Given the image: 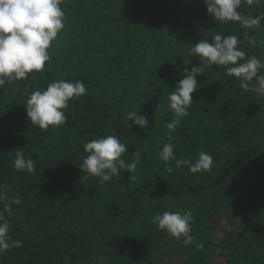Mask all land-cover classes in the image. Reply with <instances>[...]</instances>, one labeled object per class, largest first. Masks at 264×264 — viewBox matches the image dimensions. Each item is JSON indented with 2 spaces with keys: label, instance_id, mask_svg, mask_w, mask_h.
Listing matches in <instances>:
<instances>
[{
  "label": "trees",
  "instance_id": "trees-1",
  "mask_svg": "<svg viewBox=\"0 0 264 264\" xmlns=\"http://www.w3.org/2000/svg\"><path fill=\"white\" fill-rule=\"evenodd\" d=\"M61 7L65 26L43 71L0 88V215L22 242L0 253V264H65V257L68 264H153L179 254L183 264H264L263 112L226 66L208 68L192 53L202 39L235 35L250 58L245 34L264 30V20L253 29L218 21L204 0H61ZM239 11L256 17L264 6L242 0ZM193 66L203 68L194 102L169 140L168 96ZM60 79L82 81L86 94L69 101L62 126L31 125L28 94ZM130 111L146 116L148 128L129 121ZM108 135L127 146L126 163L139 161L134 179L121 169L101 184L80 170L84 143ZM168 143L177 159L195 161L204 151L213 166L192 173L166 164L158 153ZM17 149L34 172L13 167ZM188 210L190 245L153 222ZM228 215L237 225L221 234Z\"/></svg>",
  "mask_w": 264,
  "mask_h": 264
},
{
  "label": "clouds",
  "instance_id": "clouds-1",
  "mask_svg": "<svg viewBox=\"0 0 264 264\" xmlns=\"http://www.w3.org/2000/svg\"><path fill=\"white\" fill-rule=\"evenodd\" d=\"M207 12L221 22H239L243 28L253 29L261 26L264 15L251 17L243 15L239 9L242 0H204ZM65 13L61 7V0H0V88L10 85L13 81L26 79L30 73L41 72L51 57L49 50L58 34L64 29ZM250 45L255 46V37L245 34ZM239 40L235 35L222 36L216 34L213 41L201 40L192 46V53L200 57V64L211 68L213 65L226 66V75L238 79L239 86L245 91L264 96V62L255 56L246 58V53L239 48ZM244 61V62H240ZM191 61H188L189 64ZM203 68L193 66L191 70L185 68L184 76L175 90L168 96L169 108L174 118L166 124L169 140L173 139L181 118L189 116L188 109L193 101L192 94L197 91V76ZM86 94L82 81L68 82L63 79L48 84L46 90L37 89L28 94L26 101V116L31 125L47 130L50 126L59 127L67 121L65 111L69 101L79 99ZM161 104L159 105L160 110ZM127 119L136 126L147 129L149 121L146 116L130 111ZM88 153L83 160L81 171L99 178L100 183L110 181L120 174L121 169L131 173L134 179L138 160L126 163L122 155L128 152L125 144L115 135L90 140L83 145ZM172 143L165 144L159 151V159L166 164L174 161L176 168L188 166L192 173L209 170L213 166L211 154L201 151L195 161L183 157L177 159ZM13 167L18 171H35L34 161L25 159L24 149H17ZM135 155H138V150ZM168 172L173 168L168 167ZM19 204L21 201H13ZM10 212L11 209L8 208ZM191 210L186 212H169L157 214L153 222L158 228L166 231L170 236L181 239L185 245L193 243ZM10 226L0 215V253L12 248H20L22 242L12 240L9 235ZM203 248V244H197ZM102 259V258H101ZM68 264V257H65Z\"/></svg>",
  "mask_w": 264,
  "mask_h": 264
},
{
  "label": "rangeland",
  "instance_id": "rangeland-1",
  "mask_svg": "<svg viewBox=\"0 0 264 264\" xmlns=\"http://www.w3.org/2000/svg\"><path fill=\"white\" fill-rule=\"evenodd\" d=\"M255 6L263 7L264 6V0H252ZM256 44L255 46L250 45L248 43V39L245 41L244 45L247 49H249V52H251V57L255 56L258 59H260L262 62H264V30L257 29L255 35ZM260 74H264V71H262ZM254 100L256 103L260 106L262 112H263V124H264V96L257 95L256 93H253ZM262 160L264 161V155L262 157ZM223 220L219 221L221 230L220 233H228L234 230L237 223H235V220L237 218L232 216H226L222 218ZM222 234V233H221ZM185 258L183 255H174L170 258V260H165L163 258H159V261L157 260L153 264H183L182 260Z\"/></svg>",
  "mask_w": 264,
  "mask_h": 264
}]
</instances>
